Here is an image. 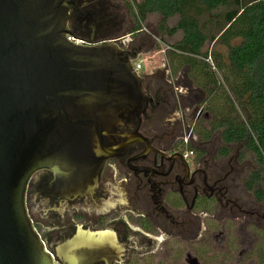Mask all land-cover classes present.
<instances>
[{"label":"flooded vegetation","instance_id":"flooded-vegetation-1","mask_svg":"<svg viewBox=\"0 0 264 264\" xmlns=\"http://www.w3.org/2000/svg\"><path fill=\"white\" fill-rule=\"evenodd\" d=\"M80 2L70 22L76 33L92 37L142 29H134V20L130 24L123 0ZM86 25L95 27L92 35ZM133 41L117 43L134 53ZM139 74L144 101L123 118L110 141L116 145L135 133L143 138L105 158L93 193L55 198L49 169L30 178L28 205L44 207L47 224L40 235L46 247L55 257L56 242L78 227L100 228L114 232L120 254L97 264H264V193L259 198L256 154L242 145L223 154L218 135L192 141L204 106L200 94L188 88L182 93L156 71ZM188 107L193 124L185 141ZM186 149L191 153L184 156ZM250 153L252 163L246 159Z\"/></svg>","mask_w":264,"mask_h":264},{"label":"water","instance_id":"water-1","mask_svg":"<svg viewBox=\"0 0 264 264\" xmlns=\"http://www.w3.org/2000/svg\"><path fill=\"white\" fill-rule=\"evenodd\" d=\"M80 5L0 0V264H97L120 254L113 231L78 227L54 257L27 204L39 170H50L55 198L72 200L93 191L117 147L143 138L110 141L144 101L142 76L131 63L137 52L117 43L129 32L76 33L70 22ZM86 26L92 35L95 27Z\"/></svg>","mask_w":264,"mask_h":264},{"label":"trees","instance_id":"trees-1","mask_svg":"<svg viewBox=\"0 0 264 264\" xmlns=\"http://www.w3.org/2000/svg\"><path fill=\"white\" fill-rule=\"evenodd\" d=\"M135 7L138 20L157 12L162 17L160 30L181 32L172 43L178 52H173V69L176 74L183 72V85L188 92L200 94L199 102L204 104L206 113L195 125L198 139L208 142L218 135L221 152L226 155L233 147H249L264 166V0H139ZM206 12L217 18L213 19L215 32L206 29L201 20ZM174 15L178 18L169 25L167 20ZM210 41L226 46L225 58L212 52L225 85H219L202 58L209 54L203 46ZM237 105L244 110L245 119L237 112ZM257 176L262 198L264 170Z\"/></svg>","mask_w":264,"mask_h":264},{"label":"rangeland","instance_id":"rangeland-1","mask_svg":"<svg viewBox=\"0 0 264 264\" xmlns=\"http://www.w3.org/2000/svg\"><path fill=\"white\" fill-rule=\"evenodd\" d=\"M123 1L126 5V8L124 9V11L126 10V12L128 13L130 24L134 20L136 26L144 27V29H142L141 31H138V33L135 34L134 32L132 34H128L126 38H124L128 42H129V39H134L133 42L137 47L136 51L139 52L137 55V58L138 59L141 58V61H142V67L139 69V72L144 73L146 75H148L149 73L155 72V71L156 73L159 72L161 74H164V76H166L168 79H171L176 82L177 87L182 91V93H186L187 92L186 86L182 84V80L184 79V76L182 74L183 72L180 71L181 72L180 74H176L177 73L175 72L176 70L173 69L176 66V58L174 57L173 52L176 53L177 51L172 49V43L181 36V32L177 30L173 34H169L165 30H160L158 28V22L162 19V17L157 12L148 13L145 19L138 20L137 14H136L135 3L136 1H139V0H123ZM177 18H178V15H174L173 17L167 20V23L169 25H173L176 22ZM215 18H211V13H208V12L204 13L203 16H201V20L205 21L204 23H205L206 29L212 32H215L216 30L214 20H213ZM123 32H128V31L123 30ZM238 40L239 38L233 40V42H238ZM203 50H206L209 54H211L215 68H212L208 62L207 64H208V67H210L211 71L214 73V76L217 78L219 85L221 84L225 85V82L222 76L223 72L217 66V63L212 55V52L217 51V52H220L222 56H224L227 51L226 46L217 41H210V42L205 43V45L203 46ZM223 58H225V56ZM185 67L187 66H184V69ZM236 107H237L236 108L237 112L240 113V117L245 119L244 110L239 105H237ZM204 109L205 108L203 106L201 115H203V113H206V110ZM191 111H192L191 107L185 108L184 110L187 116L185 117L186 128L184 129L186 132H183V133H188V130L193 124L192 119L188 117V115L191 114ZM191 136L193 137L192 141L197 143L198 137H197L196 131L193 129L191 132ZM252 155L250 153V154H247L246 156L247 157L246 159H248L247 161L250 163L254 161ZM258 167H259V173H262L264 170V166L260 162H258ZM258 186L262 187L261 184H258ZM91 193L93 192H90V194ZM27 204H29L28 195H27ZM28 208H29V212L31 211L30 214H32L31 215L32 220L34 222H37V223H34L36 230L43 236L44 231H46L45 225L47 224L46 223L47 219H44L43 217L44 215L42 213L43 212L42 210L44 209V207L42 205L32 206V209H30V205H28ZM58 243H60V240L56 242V246Z\"/></svg>","mask_w":264,"mask_h":264},{"label":"built area","instance_id":"built-area-1","mask_svg":"<svg viewBox=\"0 0 264 264\" xmlns=\"http://www.w3.org/2000/svg\"><path fill=\"white\" fill-rule=\"evenodd\" d=\"M67 38L70 39V40H73L74 42H77V43H81L83 41L82 39L74 37L73 35L68 34V33H67ZM138 53L139 52H137L136 57L131 60V63H132L133 69L139 73V69L142 67V61H141V58L140 59L137 58ZM203 59L206 62H208L211 65L212 68H215V65L213 63V60H212V57H211L210 54H208L207 56L203 57ZM188 137H189V133L184 134V140L185 141L188 139ZM190 153H191V149H186L183 152V155L187 156Z\"/></svg>","mask_w":264,"mask_h":264},{"label":"crops","instance_id":"crops-1","mask_svg":"<svg viewBox=\"0 0 264 264\" xmlns=\"http://www.w3.org/2000/svg\"><path fill=\"white\" fill-rule=\"evenodd\" d=\"M142 29H144V27H142ZM142 29H141V30H142ZM141 30H140V31H141ZM129 34H130V33H129Z\"/></svg>","mask_w":264,"mask_h":264}]
</instances>
